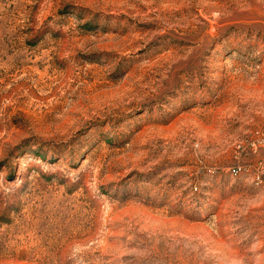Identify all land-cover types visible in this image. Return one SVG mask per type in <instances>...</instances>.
I'll list each match as a JSON object with an SVG mask.
<instances>
[{
	"label": "rangeland",
	"instance_id": "rangeland-1",
	"mask_svg": "<svg viewBox=\"0 0 264 264\" xmlns=\"http://www.w3.org/2000/svg\"><path fill=\"white\" fill-rule=\"evenodd\" d=\"M263 125L264 0H0V264H264Z\"/></svg>",
	"mask_w": 264,
	"mask_h": 264
},
{
	"label": "built area",
	"instance_id": "built-area-1",
	"mask_svg": "<svg viewBox=\"0 0 264 264\" xmlns=\"http://www.w3.org/2000/svg\"><path fill=\"white\" fill-rule=\"evenodd\" d=\"M236 143V161L228 169L232 179L242 182L262 206L260 226L256 227V242L264 247V125L244 135Z\"/></svg>",
	"mask_w": 264,
	"mask_h": 264
}]
</instances>
